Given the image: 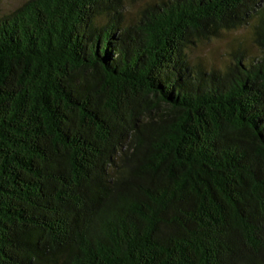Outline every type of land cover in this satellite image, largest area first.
Listing matches in <instances>:
<instances>
[{"label":"trees","instance_id":"1","mask_svg":"<svg viewBox=\"0 0 264 264\" xmlns=\"http://www.w3.org/2000/svg\"><path fill=\"white\" fill-rule=\"evenodd\" d=\"M0 264H264V0L0 16Z\"/></svg>","mask_w":264,"mask_h":264},{"label":"rangeland","instance_id":"2","mask_svg":"<svg viewBox=\"0 0 264 264\" xmlns=\"http://www.w3.org/2000/svg\"><path fill=\"white\" fill-rule=\"evenodd\" d=\"M25 1L0 0V16L13 11ZM251 37V27H242L236 31L225 33L220 38L199 44L190 51V56L193 63H199L208 68L221 67L223 62L228 58L229 51L233 48H238L239 46H242V48L247 47L251 53H254L255 50L252 46Z\"/></svg>","mask_w":264,"mask_h":264}]
</instances>
